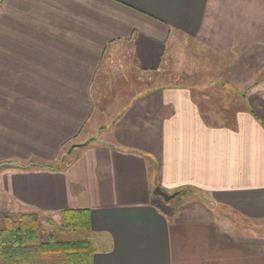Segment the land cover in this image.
<instances>
[{
  "label": "crops",
  "instance_id": "obj_1",
  "mask_svg": "<svg viewBox=\"0 0 264 264\" xmlns=\"http://www.w3.org/2000/svg\"><path fill=\"white\" fill-rule=\"evenodd\" d=\"M174 38L232 67L221 86L243 108L228 124L205 116L195 87H152ZM122 45L135 77L99 110L94 89L114 78L104 59ZM3 164L19 166L0 172L11 210L57 224L89 212L93 264H264L256 229L220 217L264 221V0H0ZM157 188L210 206L156 201Z\"/></svg>",
  "mask_w": 264,
  "mask_h": 264
},
{
  "label": "rangeland",
  "instance_id": "obj_2",
  "mask_svg": "<svg viewBox=\"0 0 264 264\" xmlns=\"http://www.w3.org/2000/svg\"><path fill=\"white\" fill-rule=\"evenodd\" d=\"M198 47H200L198 43L195 44L193 41L189 40L184 43L183 40L174 38L164 49H161L159 51L160 65L150 75L152 87H175L183 84L195 87L194 94L198 102L202 105L205 116L214 124H228L232 116L243 108L242 98L238 95L240 91L225 89L224 85L221 86V83L223 84L226 81L230 82L232 67L226 66L224 58L215 52L206 47ZM131 49L128 45H122L117 49L111 50L106 55L103 63L104 71L106 74H114V78H112V83H109V77L107 76L106 81L101 83H105V89L100 88L101 84L94 89V95L99 100V110L104 109L103 106L110 108L111 103L114 101L113 97L126 96V92L132 84V77H135L132 76V65H134V61L130 58L132 56ZM117 83H121L122 88L125 89H123L124 91L118 90L112 93L111 89ZM103 99H105V103L102 105L103 102L101 103V101ZM109 101L111 105L107 106V102ZM182 191L184 196L180 195L177 201L172 203L174 207L178 208L182 202L189 201L193 198L200 199L203 203L206 202V205L210 203L208 197L203 193L192 190L190 191L192 193L187 194L186 190ZM156 201L163 202L164 200L162 198H156ZM24 214L23 212L11 210L7 204L1 201L0 232L6 227L7 221L18 222V220L20 221V216ZM220 217L233 221L234 225L244 226L241 231L237 230L238 232H242L243 235L247 232L244 230L247 227L250 229L249 232H251V229H256L257 235L264 238V221L245 220L232 212H226L225 209H222ZM47 219H41V232H43L41 233V239H47L49 235L54 233V229L46 223L45 220Z\"/></svg>",
  "mask_w": 264,
  "mask_h": 264
},
{
  "label": "trees",
  "instance_id": "obj_3",
  "mask_svg": "<svg viewBox=\"0 0 264 264\" xmlns=\"http://www.w3.org/2000/svg\"><path fill=\"white\" fill-rule=\"evenodd\" d=\"M41 219L29 213L18 222L7 221L0 232V264H93L96 250L88 211H66L61 224L45 220L54 229L47 239L40 238Z\"/></svg>",
  "mask_w": 264,
  "mask_h": 264
},
{
  "label": "water",
  "instance_id": "obj_4",
  "mask_svg": "<svg viewBox=\"0 0 264 264\" xmlns=\"http://www.w3.org/2000/svg\"><path fill=\"white\" fill-rule=\"evenodd\" d=\"M18 165L15 164H3L0 165V172H2L5 169H14V168H18ZM182 194V192H177L174 194H168L167 192H165L164 190H162L161 188H157L154 191V195L156 197L162 198L164 200V202L166 203H173L174 201L177 200V198Z\"/></svg>",
  "mask_w": 264,
  "mask_h": 264
}]
</instances>
